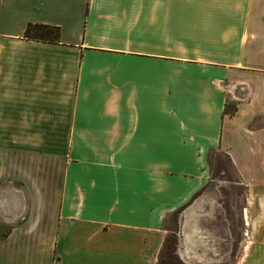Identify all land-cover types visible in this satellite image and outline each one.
<instances>
[{
    "label": "crops",
    "instance_id": "obj_1",
    "mask_svg": "<svg viewBox=\"0 0 264 264\" xmlns=\"http://www.w3.org/2000/svg\"><path fill=\"white\" fill-rule=\"evenodd\" d=\"M172 215L184 264H264V0H0V264H162Z\"/></svg>",
    "mask_w": 264,
    "mask_h": 264
},
{
    "label": "rangeland",
    "instance_id": "obj_2",
    "mask_svg": "<svg viewBox=\"0 0 264 264\" xmlns=\"http://www.w3.org/2000/svg\"><path fill=\"white\" fill-rule=\"evenodd\" d=\"M210 171L211 176L207 185V187L210 188V190L208 191L209 197H214V203H219L220 205L219 212H221L222 214H220V216L218 217H220L221 219H228L231 225H234V228L232 227L229 230L231 233L233 232V236L229 238L228 241H221L222 239H226V237L224 236V234H226V227H218L217 229L220 234L218 235V237L220 238V242L218 244L214 243L213 245L216 248L218 247L220 251L228 250L231 252H235V249H237V241L240 235L239 221L237 215L234 216L230 213V211H227V208H229V210L231 209V207L227 205L228 202L229 204L231 203V205L234 206L236 212V204L239 203L240 199V190L237 189L239 185L234 183L236 176L233 172L232 167L229 165V162L224 156L218 153H216L215 155L213 154L212 161L210 163ZM217 188L218 191H216ZM233 188L236 189L234 190ZM216 193L218 194V196L216 195ZM217 197H219V199H217ZM170 219V232L166 236L163 247L164 252L159 255V260L162 264H184L182 261H180L179 254H172V252L176 248V245L178 244V238L176 236L178 227L177 225H174L175 221L178 219V216L172 215ZM223 224L221 223V225ZM206 246L203 249L209 248L210 243L208 242ZM238 255L239 254H192V259L191 261H188L187 264H231Z\"/></svg>",
    "mask_w": 264,
    "mask_h": 264
},
{
    "label": "trees",
    "instance_id": "obj_3",
    "mask_svg": "<svg viewBox=\"0 0 264 264\" xmlns=\"http://www.w3.org/2000/svg\"><path fill=\"white\" fill-rule=\"evenodd\" d=\"M25 35L27 37H35V38L56 37L57 28L42 24H28L25 30Z\"/></svg>",
    "mask_w": 264,
    "mask_h": 264
}]
</instances>
